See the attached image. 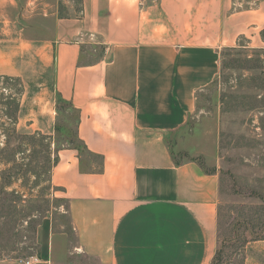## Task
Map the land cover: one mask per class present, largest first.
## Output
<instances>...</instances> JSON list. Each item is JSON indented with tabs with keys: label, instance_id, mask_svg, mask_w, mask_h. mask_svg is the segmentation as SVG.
I'll return each instance as SVG.
<instances>
[{
	"label": "crops",
	"instance_id": "obj_1",
	"mask_svg": "<svg viewBox=\"0 0 264 264\" xmlns=\"http://www.w3.org/2000/svg\"><path fill=\"white\" fill-rule=\"evenodd\" d=\"M244 2L79 0L76 14L55 17L50 38L0 39L1 76L23 75L31 52L52 62L53 102L43 110L53 124L57 102L75 110L78 143L55 149L50 174L67 200L70 237L43 216L36 253L0 264H211L219 174L178 134L219 73L222 49L242 38L264 46V0ZM174 149L190 158L176 160Z\"/></svg>",
	"mask_w": 264,
	"mask_h": 264
},
{
	"label": "rangeland",
	"instance_id": "obj_2",
	"mask_svg": "<svg viewBox=\"0 0 264 264\" xmlns=\"http://www.w3.org/2000/svg\"><path fill=\"white\" fill-rule=\"evenodd\" d=\"M78 5L79 0H0V39L28 38L37 44L52 36L56 16L76 14ZM44 14L45 22H39ZM239 44L222 49L219 73L197 93L195 111L178 134L187 146L206 153L196 157L205 171L219 174L211 264H264V46L244 38ZM88 52L97 58L100 48ZM31 54L23 75H0L1 258L34 255L35 229L46 215L70 237L67 200L49 180L43 145L50 144L52 156L62 145H78L76 112L57 102L54 124L47 119L43 107L53 102V64L45 66ZM173 153L178 161L190 158L183 151Z\"/></svg>",
	"mask_w": 264,
	"mask_h": 264
},
{
	"label": "trees",
	"instance_id": "obj_3",
	"mask_svg": "<svg viewBox=\"0 0 264 264\" xmlns=\"http://www.w3.org/2000/svg\"><path fill=\"white\" fill-rule=\"evenodd\" d=\"M6 78H11V77H8L6 76ZM61 99H59L58 101H60ZM29 139L33 140L34 138V135H29ZM8 144H6L5 147H7ZM44 149L46 150V152L48 153L46 156H45V164L47 167H49V169H52L53 165L56 163L57 161V157L55 155L52 156V154H50V144L48 143H45L43 145ZM20 148V147H19ZM50 180V179H49ZM39 223V222H38ZM37 223V224H38ZM259 238H263V235L261 236H258V237H254V239H259ZM1 258V257H0Z\"/></svg>",
	"mask_w": 264,
	"mask_h": 264
},
{
	"label": "built area",
	"instance_id": "obj_4",
	"mask_svg": "<svg viewBox=\"0 0 264 264\" xmlns=\"http://www.w3.org/2000/svg\"><path fill=\"white\" fill-rule=\"evenodd\" d=\"M139 1V3L140 4H142L143 3V0H138ZM26 263L28 264L29 263V261H26Z\"/></svg>",
	"mask_w": 264,
	"mask_h": 264
}]
</instances>
